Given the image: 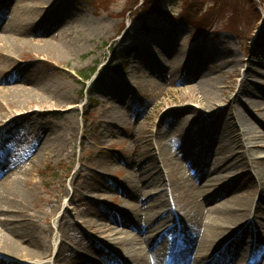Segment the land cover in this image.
Here are the masks:
<instances>
[{"label": "rangeland", "instance_id": "rangeland-1", "mask_svg": "<svg viewBox=\"0 0 264 264\" xmlns=\"http://www.w3.org/2000/svg\"><path fill=\"white\" fill-rule=\"evenodd\" d=\"M15 1H8L7 7L0 6V19L6 23ZM133 1L53 0L50 5H40L35 0H24L38 20L33 29L26 31V55L11 63L0 61V72L5 74L4 78L0 76V87L19 86L29 91L37 84L50 83L69 101L54 109L34 107L17 111L5 119L7 128L0 127V174L17 175L24 195L28 190L24 183L31 182L26 214L34 217L38 237H46L48 229L52 234L51 248L42 250L41 258L27 261L0 250V264H54L62 242L66 250L57 264H73L70 250L81 251L76 244L82 239V218L91 219L98 231L93 234L85 230L91 239L89 244L94 246L101 241L100 232L107 220L96 208L97 200L104 211L135 210L154 217L156 209L140 207L139 202L145 200L142 193L129 197L120 190L105 188L133 178L137 160L146 161L161 174V179L156 175L158 180L150 187L155 190V198L169 202L172 217L190 215L189 207L176 206L172 177L181 178L183 169H189L184 164L187 160L183 146H193L207 137L214 149L220 143V131L210 127L219 118L218 113L230 104L236 109L234 102L241 95L248 70L264 74V41L256 37L258 19L248 12L249 5L244 0H227L226 7L220 6L223 9H214L216 0H165L164 14L148 18L134 12L125 14ZM255 3L264 16V0ZM59 4L61 10L54 13ZM89 28L94 32H86ZM2 40L0 51L6 53ZM74 40L80 45L69 56L36 52L42 41L60 47ZM156 40L169 42V49L160 52L164 64L161 68H156L154 59H146L144 54L146 47H153ZM184 50L189 55L188 64L183 67L180 57ZM219 51L233 54L237 68L206 57ZM123 66L125 71L121 70ZM202 74L218 82V109L209 116L197 104L199 97L195 94L202 91L197 80ZM259 78L264 82V77ZM194 110H200L199 114L191 113ZM119 115L124 120L117 124ZM181 129L185 130L184 136H180ZM47 135L50 142L46 145L42 142ZM226 144L230 155L243 152L249 157L254 153L264 156V149L247 146L238 150L231 140H226ZM207 157L204 151L196 161L206 166ZM212 169V165L207 168ZM237 172L238 178H242L244 173L239 166ZM221 202L209 203L207 212L216 216ZM65 215L68 219L62 220ZM65 221L70 224L60 232V224ZM12 225L20 227L18 220ZM169 229L185 237L175 222L163 227L158 236ZM125 234L112 239H141L136 232ZM104 243L101 241V246ZM245 248L249 249V256L243 257L242 248L236 254L242 255L241 264H262L264 241H248Z\"/></svg>", "mask_w": 264, "mask_h": 264}, {"label": "bare ground", "instance_id": "bare-ground-1", "mask_svg": "<svg viewBox=\"0 0 264 264\" xmlns=\"http://www.w3.org/2000/svg\"><path fill=\"white\" fill-rule=\"evenodd\" d=\"M8 1L10 0H0V6L7 7ZM35 1L40 5H50L53 2V0ZM60 10L59 4L54 13ZM37 20L36 12L26 5L24 0H16L12 4L7 23L0 19V39H3L7 51L6 53L0 51V61L11 63L16 57L21 58V55H26L28 46L26 44L29 40L26 31L29 28L33 29ZM94 30L89 28L86 32H94ZM42 42L43 45L38 47L36 52L55 56H69L73 49L80 45L78 40L63 43L60 47ZM168 43L165 40H156L152 44L153 47L145 49L146 59H154L156 68L164 66L160 52L169 49ZM188 55V51L185 50L181 53L183 67L188 64ZM206 57L237 68L236 57L233 54L227 55L219 51ZM189 70L193 73V66L190 65ZM0 76L4 78V72H0ZM20 76L25 78L24 75L20 74ZM259 77H264V74L248 70L243 78L245 85L241 95L234 102L236 109L233 110L230 104L218 113L219 118L210 127L220 131V143L218 142L214 149L207 137H202V141L195 142L193 146H183L187 160L184 164L189 169L186 171L183 169L181 178L174 175L172 177L178 199L176 206L189 207L190 215L182 216L180 219L172 217L171 211L168 210L169 202L155 198L152 194L155 190L150 187L158 180L156 175L161 179V174L146 164V161L137 160L133 178H128L123 184L105 188L108 191L120 190L129 197L142 193L145 200L139 202L140 207L144 210L156 209L155 216L133 212L135 210H131V213H125L122 209L116 212L104 211L101 209V202L97 200L96 208L104 213L107 220L100 232V239L105 243L103 246L101 241L94 246L89 244L91 239L85 230L88 229L93 234H98V231L96 232L91 219L82 218L84 224L82 239L76 244L81 251L70 250L73 264H241L242 255L236 256L237 252L242 248L243 257L249 256V249L245 248L247 242L252 243L260 239L264 241L262 239L264 238V156L254 153L249 157L243 152L230 155L226 144V140H231L238 150L247 146L253 150L264 149V82ZM197 80L202 88L201 92L195 93L199 97L197 104L209 116L218 109L216 102L218 82L205 74L198 75ZM59 90L50 83L37 84L29 91L19 86L3 87V89L0 87V127L4 125L7 128L9 125L5 124V119L15 115L17 111L24 112L34 107L42 110L66 106L69 97ZM199 112L200 110H194L191 113L199 114ZM123 120L124 116L119 115L117 124ZM179 131L180 136H184L185 130ZM49 142L50 137L47 135L42 143L47 145ZM204 151L208 153L206 166L196 161V157L198 158ZM163 154L164 152L161 151V156ZM36 155H39V151ZM141 164L144 165L139 169ZM193 165L195 169L191 168ZM209 165L213 167L210 171L207 170ZM238 166L244 173L242 178H238ZM201 177L205 180L200 181ZM24 184L28 188L25 195L22 181L17 175L0 174V250L12 257L32 261L31 259L44 256L42 250H50L52 234L48 229L46 237L37 236L34 217L26 214L25 209V203L32 195V190L28 187L31 186V182L26 181ZM218 187H221L220 191H216ZM217 201L222 202L217 205V214L214 216L207 212L208 204ZM65 216L62 220L68 219V216ZM15 220L19 221V228L12 225ZM174 222L186 239L183 235L175 234L176 230L173 229L165 230L158 236V232L163 227ZM69 224V221L62 222L59 231L62 232ZM129 231L138 233L141 239L131 238L132 236H127L121 241L112 239V236ZM245 240H247L246 244ZM227 241H231L228 246L224 244ZM63 250H66L64 242L58 249L54 264L61 260ZM84 250H88V253L83 252ZM147 250H150L151 255L147 254ZM174 254L177 255L176 258L173 257ZM206 259L210 262H206ZM261 263L264 264V260Z\"/></svg>", "mask_w": 264, "mask_h": 264}, {"label": "trees", "instance_id": "trees-1", "mask_svg": "<svg viewBox=\"0 0 264 264\" xmlns=\"http://www.w3.org/2000/svg\"><path fill=\"white\" fill-rule=\"evenodd\" d=\"M165 0H134L125 11V14L128 15L132 12H134L138 16H142L145 18L154 16V15H161L164 14V11L162 10V2ZM217 4H215V8H220V6L226 7L227 0H216ZM244 3L246 5H249L248 12L254 17L258 19V28L256 37L258 40L264 41V18L262 13L259 11L257 4L255 3V0H244ZM223 9V8H220ZM182 20V19H181ZM183 22V21H180ZM130 56V55H129ZM126 66H123L121 70H125ZM87 140L89 141L90 138L87 137Z\"/></svg>", "mask_w": 264, "mask_h": 264}]
</instances>
